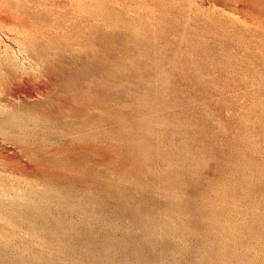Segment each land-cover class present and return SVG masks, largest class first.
<instances>
[{
    "label": "rangeland",
    "instance_id": "rangeland-1",
    "mask_svg": "<svg viewBox=\"0 0 264 264\" xmlns=\"http://www.w3.org/2000/svg\"><path fill=\"white\" fill-rule=\"evenodd\" d=\"M0 200V264H264V0H0Z\"/></svg>",
    "mask_w": 264,
    "mask_h": 264
},
{
    "label": "bare ground",
    "instance_id": "bare-ground-1",
    "mask_svg": "<svg viewBox=\"0 0 264 264\" xmlns=\"http://www.w3.org/2000/svg\"><path fill=\"white\" fill-rule=\"evenodd\" d=\"M12 75V74H11ZM9 123H10V121H9ZM13 124V123H12ZM126 162V161H125ZM121 167V166H120ZM127 169V168H126ZM125 172H126V170H125ZM218 185V184H217ZM188 192V191H187ZM182 195V194H181ZM191 200V199H190ZM1 201V200H0Z\"/></svg>",
    "mask_w": 264,
    "mask_h": 264
}]
</instances>
